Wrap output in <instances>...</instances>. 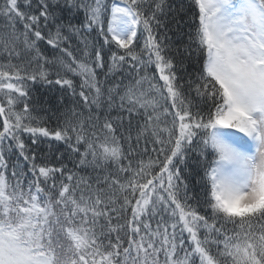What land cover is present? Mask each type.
<instances>
[{
  "label": "snow or ice",
  "instance_id": "6c2138e0",
  "mask_svg": "<svg viewBox=\"0 0 264 264\" xmlns=\"http://www.w3.org/2000/svg\"><path fill=\"white\" fill-rule=\"evenodd\" d=\"M188 7L185 52L189 59L196 52L198 67L185 83L183 60L169 57L154 34L164 0H121L110 10L102 0H24L23 8L0 0V36L15 42L9 49L5 41L10 59L0 64V264H264V0H191ZM91 32L99 39L90 46L82 33ZM33 64L38 75L29 72ZM125 64L127 85V77L115 81ZM51 72L80 107L55 129L31 123L25 86L53 83ZM124 113L129 128L144 119L135 145L122 131ZM25 133L33 145L41 137L62 142L82 167L115 166L103 181L108 191L98 179L86 195L91 180L37 166ZM141 139L147 160L136 151ZM6 141L36 177L27 192L15 167L8 175ZM193 176L199 191L190 195Z\"/></svg>",
  "mask_w": 264,
  "mask_h": 264
},
{
  "label": "trees",
  "instance_id": "16d2710c",
  "mask_svg": "<svg viewBox=\"0 0 264 264\" xmlns=\"http://www.w3.org/2000/svg\"><path fill=\"white\" fill-rule=\"evenodd\" d=\"M90 3H94L95 0H89ZM110 10L112 3L114 0H102ZM158 2V0H157ZM191 0H164L165 4V11L158 12L157 15L162 23V27H158L154 30V34L157 36V39L162 40L166 45L165 51L169 57L175 58L176 62L179 64L181 60H183L184 66L186 67V72L183 73L184 75V82L187 83L189 76L192 79L196 78L197 74V54L195 51L192 52L191 58L187 57L185 49L189 45V33L192 29L189 25L192 23V14L189 9V4ZM21 7H24V0H20ZM152 9L155 8V3L151 5ZM35 8V5H33ZM65 18H68L67 13H65ZM76 21L83 22L84 21V14L81 12L76 18ZM3 28V25L0 24V29ZM54 30V28H53ZM10 31V29H9ZM143 32V29H140ZM47 29H45V33ZM23 27L22 25L18 26V34L20 35L21 44L20 47L22 48V36ZM82 36L87 39L90 43H94L98 38L96 32L91 33H82ZM5 41H7V47L12 49L15 45V42L12 37L10 36H0V64L6 63L9 61V56L7 52L4 50L5 48ZM79 38H77L76 43H79ZM102 42V41H101ZM140 48H137L136 51L139 53L141 48L144 44V37H141L140 41ZM81 47H83L81 45ZM42 48L46 50L47 54L51 58V49L50 46L47 45L46 42L42 44ZM19 50V49H18ZM177 50H179V55H177ZM106 59L111 56V53H108L106 50ZM11 61L13 63H19L15 55L11 57ZM99 71V69L97 70ZM107 71V69H105ZM154 71V69H153ZM153 71L149 72V76L153 74ZM29 72H36L37 66L33 64V66L29 69ZM51 79L53 83L47 82H33L27 81L26 87L29 91V105H30V115H31V123L37 124L39 123L41 126H46L49 129H55L57 127L58 122L63 124L65 121L71 120L73 118V109L75 108L76 112L80 111V107L75 104V100H78L79 97L77 95L76 98H73L71 94L64 89L61 88L60 85L55 84L56 75L55 72H51ZM122 77H127L123 80V83L127 85L132 77L128 76V65L125 64L123 70L115 76V81L118 82L121 80ZM100 79L103 81L104 76L103 74L100 76ZM112 77H109V80L112 81ZM156 79H159L158 75ZM76 88L77 93H79V78L76 77ZM109 85L105 84V88ZM2 95V94H0ZM83 103L82 101L80 102ZM107 106L105 105V108ZM24 105L21 103L18 105L17 110L23 111ZM151 109H149L150 111ZM120 113L119 110V98L116 99L115 106L111 109V116L115 120L116 116ZM124 120H123V128L125 135L129 131L132 133V143L135 145L136 143V128L137 125H142L144 123L143 117L140 118H133L131 122V128H129V121L127 118V114L124 113ZM95 117V110L93 111V118ZM85 119H87V110L85 109ZM2 118H0V127H2ZM29 121L26 119L25 123ZM119 125V121H115ZM23 138L27 145V150L29 155L31 156L33 153L36 156V163L37 166L41 164L47 165L49 168L51 167H65L66 172H72L77 180L83 178L85 181L91 180L92 186L91 189H86V195L90 191L93 194L96 191L97 180L99 179L101 182V187L105 188V191H108L106 186L103 184L105 178L109 176L111 173L113 176L116 174L115 166L112 165H103L98 168H93L91 166H81L79 162V156L76 153L71 152L68 149L67 145L63 144L62 142H57L55 140H48L46 138L41 137L42 143L39 145H33L31 140L29 139V135L27 133L23 134ZM75 143V140H73ZM125 150H127L128 145H124ZM12 149H15L13 151ZM12 149L9 148V144L6 141L3 145V155L5 159L8 161V175L11 177L12 175V168L15 167L17 172L19 173V180L24 187V191L27 192V185L29 183H33L36 177L32 174L31 165L26 162L23 157L20 156L19 150L16 148L15 144L13 143ZM145 149V142L143 139L140 140L139 146L136 148V151L142 155H144ZM148 153L154 157L155 153L152 152V145L148 143L147 145ZM83 151V148L81 149ZM62 157V159H61ZM144 159L147 160L148 156L144 155ZM194 168V165L192 166ZM57 177L60 176L59 173L55 174ZM190 195L192 192H198L199 187L196 185V177L193 176L190 178ZM15 183V180H13ZM49 182V186H50ZM60 180H57V187H59ZM201 211L203 209L201 208ZM120 223H123L121 220ZM153 226L155 224L153 223ZM105 231H108L106 228ZM123 235V233H121ZM113 239H115V234H113Z\"/></svg>",
  "mask_w": 264,
  "mask_h": 264
},
{
  "label": "rangeland",
  "instance_id": "374dc122",
  "mask_svg": "<svg viewBox=\"0 0 264 264\" xmlns=\"http://www.w3.org/2000/svg\"><path fill=\"white\" fill-rule=\"evenodd\" d=\"M120 3V2H119Z\"/></svg>",
  "mask_w": 264,
  "mask_h": 264
}]
</instances>
